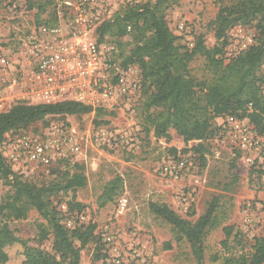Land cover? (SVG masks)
Segmentation results:
<instances>
[{
  "label": "rangeland",
  "instance_id": "obj_1",
  "mask_svg": "<svg viewBox=\"0 0 264 264\" xmlns=\"http://www.w3.org/2000/svg\"><path fill=\"white\" fill-rule=\"evenodd\" d=\"M147 1L135 0L132 5ZM235 1L177 0L166 10L168 25L180 37L181 45L192 48L195 37L203 35L206 46L211 48L217 42L213 21L221 7ZM60 3L56 1V6L52 4L48 9L55 6L56 10ZM18 4L24 6L23 0H0V50L15 57L18 56L19 43L34 27L36 14V10L17 8ZM99 4L106 8L104 22L112 21L117 13L131 5L128 0H107V3L100 0ZM182 23L185 32L179 28ZM97 37L101 42L116 47L115 60L122 63L123 54L129 49L125 42L129 39L124 38L120 45L113 31L106 32L104 36L97 32ZM228 61L225 59V63ZM190 71L201 82L212 78L207 61L201 55L194 58ZM11 78L6 77L10 82ZM4 86L0 83V92ZM146 96L147 93L137 101L120 103L106 111L94 108L93 112L80 117L51 116L45 122L32 125L37 133L52 125L64 124L78 135L82 148L78 155L61 162L62 166L55 171L56 167L52 166L13 170L22 180L39 186L63 183L65 173L85 175L87 182L84 187L74 192L63 190L51 199L59 210L61 204L71 200L82 203L84 208L79 214L86 215L85 225L96 224V233L101 240L100 233L105 226L119 231L124 239L123 246L127 250L133 247L128 250L129 264H138L143 258L144 264H197L189 242L178 240L173 225L157 216L151 204L168 206L180 217L195 222L205 214L211 202L218 199L215 224L204 240V263L220 264L226 255L221 246L225 227L233 226L234 233L241 232L245 243L255 236L264 235V162L255 154L244 157L225 133L227 116L214 120L217 134L204 142L201 152L194 149L198 141L186 144L174 129H170L168 139L156 138L152 132L148 134L145 129ZM157 110L152 109L151 112ZM102 131L109 133L108 137H104ZM118 134L117 141H114L112 137ZM201 154L205 155L204 162ZM248 157L252 162L247 161ZM172 161L184 162L178 178L164 171ZM116 176L122 178L123 189L113 202L101 206L100 196L104 187ZM10 189L11 185L0 179V202ZM124 195L128 197V205L119 214V200ZM63 216L67 217L66 214ZM0 221L7 222L29 245L52 250V235L41 239L39 225L46 221L37 210H31L28 217L21 220L0 214ZM62 222L65 223L64 218ZM76 245L79 246V242ZM105 253V245L101 247L90 242L81 252V264H98Z\"/></svg>",
  "mask_w": 264,
  "mask_h": 264
},
{
  "label": "trees",
  "instance_id": "obj_2",
  "mask_svg": "<svg viewBox=\"0 0 264 264\" xmlns=\"http://www.w3.org/2000/svg\"><path fill=\"white\" fill-rule=\"evenodd\" d=\"M56 1L61 0H23L24 6L18 4L16 7L36 10L34 22L37 27H52L58 22ZM176 1L149 0L141 5H127L112 21L104 22L98 28L101 36L113 31L120 45L124 38L129 39L125 42L129 49L123 54L121 64L136 65L141 70L142 95L147 93L144 102L147 133L168 139L170 129H174L186 144L198 141L194 149L201 152L204 142L217 134L214 120L231 115L248 119L255 131L264 135V98L260 89L264 64V0H236L232 5L221 7L213 21L217 42L211 48L206 46L203 35L195 37L192 48L179 43L180 37L170 29L166 17V10ZM52 4L55 6L48 9ZM237 25L254 27L258 33L257 43L225 63V37L227 31ZM198 55L207 61L212 73L209 81L201 82L191 74L190 65ZM152 109L158 110L151 112ZM93 111L92 106L75 101L17 102L8 111L0 113V142L7 132L34 130L32 125L45 122L51 116L80 117ZM203 156L201 154L200 158L204 162ZM61 166L62 163L52 166L56 167L53 171ZM64 175L63 183L32 184L22 180L0 154V179L11 185L10 191L1 199L0 214L21 220L35 209L46 221L39 225L41 239L53 237L52 250L45 251L29 245L7 222L0 221V264H81V252L88 243L96 242L104 247L96 233V224L68 228L62 222L65 213L51 198L63 190L74 192L87 182L82 174ZM122 189L120 176L111 179L100 196V205L113 202ZM66 204L71 217L84 208L75 200ZM218 204V199H214L195 222L180 217L165 205L153 203L151 209L173 225L178 240L189 242L197 264H205L204 240L215 224ZM224 231L221 246L226 255L220 264H264V235L245 243L244 235L239 231L234 233L233 226L225 227ZM101 256L104 258L106 253Z\"/></svg>",
  "mask_w": 264,
  "mask_h": 264
},
{
  "label": "built area",
  "instance_id": "obj_3",
  "mask_svg": "<svg viewBox=\"0 0 264 264\" xmlns=\"http://www.w3.org/2000/svg\"><path fill=\"white\" fill-rule=\"evenodd\" d=\"M100 0H61L57 6L55 26H36L21 40L18 56L0 50V113L17 102L51 104L75 101L93 108L113 109L120 103L137 101L142 96L141 70L136 65L124 66L115 60L116 47L97 37L104 22L106 8ZM107 3V0H102ZM135 0H128L133 4ZM185 32V25H179ZM254 27L237 25L226 35L225 59L231 60L257 43ZM194 46V44H193ZM11 76L10 82L6 77ZM261 94L264 98V64L261 68ZM225 133L232 138L244 157L257 155L264 162V135L258 134L246 118L228 115ZM104 137L109 133L102 131ZM118 135L112 137L117 141ZM81 141L74 130L55 124L40 132L20 130L7 132L0 142L1 156L16 170L24 167L59 165L78 155ZM252 162L251 158H247ZM184 162L172 161L165 167L166 174L178 178ZM128 205V197L119 200V214ZM65 225L75 228L85 224V214L68 215L67 204L60 205ZM105 226L101 237L106 256L98 264H129L130 254L123 246L119 231ZM142 254V253H141ZM134 260V259H133ZM138 264H144L141 259Z\"/></svg>",
  "mask_w": 264,
  "mask_h": 264
}]
</instances>
